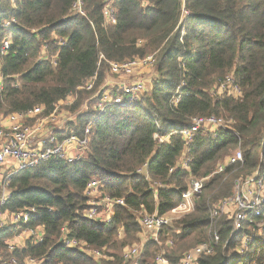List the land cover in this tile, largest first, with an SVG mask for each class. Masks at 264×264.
<instances>
[{"label":"trees","instance_id":"obj_1","mask_svg":"<svg viewBox=\"0 0 264 264\" xmlns=\"http://www.w3.org/2000/svg\"><path fill=\"white\" fill-rule=\"evenodd\" d=\"M74 1L0 0V46L5 38L10 41L0 52V117L38 105L49 115L69 95H79L76 109L83 95L99 90L109 63L149 52L155 53L157 77L138 104L109 105L94 121L95 112L87 109L75 123L69 121L66 127L79 136L91 126L84 157L72 163L49 159L11 177L3 209L33 207L35 213L24 225L0 230L1 260L15 257L24 264L32 256L42 264H155L164 250L167 264H180L186 251L212 237L211 205L230 197L234 180L251 174L261 157L264 161V0H81L84 15H70ZM108 3L112 25L103 13ZM10 19L15 23L1 26ZM226 76L240 95L213 93ZM92 77L91 91L79 88ZM93 95L88 106L95 103ZM208 115L231 120V129L216 137L202 130L190 144L171 134L193 117ZM57 134L62 139L66 132ZM155 134L168 137L159 141ZM186 146L190 162L176 166ZM238 147L242 161L216 172ZM144 165L148 178L137 172ZM207 176L194 209L176 220L178 231L164 227L158 243L145 242L138 260L123 258L124 248L140 239L138 214H166L191 179ZM93 179L100 181L103 195L123 201L113 207L109 223L84 217L90 206L84 191ZM231 223L226 215L216 219L220 241L198 264H221L225 252L238 246L241 236H231ZM39 226L41 242L27 238L23 247L10 250L8 240ZM63 236L99 250L101 258L65 247Z\"/></svg>","mask_w":264,"mask_h":264},{"label":"built area","instance_id":"obj_2","mask_svg":"<svg viewBox=\"0 0 264 264\" xmlns=\"http://www.w3.org/2000/svg\"><path fill=\"white\" fill-rule=\"evenodd\" d=\"M15 0H12L14 2ZM105 21L107 24H115L114 11L110 4L103 9ZM70 15H84L82 1L75 0ZM15 23L14 19L5 20L1 24L8 27ZM56 39V38H55ZM57 43L64 44V39L57 37ZM10 41L6 38L2 41L0 52L4 53L9 49ZM154 55H146L141 58H133L124 62L109 63V70L117 74L120 78L132 76L136 71L155 64ZM54 63V59L52 60ZM95 77H92L79 88L91 91ZM142 81L133 80L127 85L124 82L117 86L121 89L119 92L114 89L101 87L95 94V103L93 111L94 121L107 106L117 105L125 107L138 104L140 101ZM214 94H226L227 96H238L241 90L231 76H226L223 81L217 84L213 91ZM70 96V95H69ZM57 115V106L55 110L44 115L43 106H35L23 112H16L5 117H0V230L7 226L24 225L35 213V208L31 207L22 211L8 212L3 209L10 196V179L20 171L35 167L41 162L49 159H62L67 163H72L84 157L87 154V145L91 136V126H85L82 136L76 134L73 129L61 127L60 116ZM231 120L216 115L195 116L183 127H176L171 134L181 136L187 143L193 139L202 130L209 131L213 137L222 129H231ZM64 131L66 135L62 139L58 137L57 132ZM68 131V133H67ZM159 141L167 139L154 135ZM190 147L186 146L176 166L187 167L190 162ZM242 161V152L238 147L232 155L226 156L221 163L217 165L216 172H222L226 166L236 165ZM261 164L249 175L240 176L233 182L232 195L224 198L218 203L211 205L209 218L212 237L209 241L198 244L186 251L180 264H198V260L203 255L214 254L220 241V234L215 228L216 219L226 215L231 219V236L239 234L238 246L230 248L225 252V260L221 264H264V161L261 157ZM148 178L146 165L137 170ZM209 178L191 179L188 188L182 192L181 201L164 215L142 214L138 218V223L144 233L150 236L149 240L159 242V235L164 227H169L172 217L177 219L188 214L194 209L196 199L201 195L204 182ZM100 181L90 180L84 191L88 196L89 208L84 211V217L88 220L109 223L113 216V207L117 204H123L122 199H114L108 195H103L100 191ZM98 193V199L90 195ZM27 238L41 242L44 236L42 226L34 228H25L21 231ZM230 239V238H229ZM229 239L226 241L228 243ZM64 246L72 249H79L95 259L101 258V252L95 248L88 247L84 243H79L73 238L63 236L61 238ZM144 241L139 246L133 245L125 247L123 250L124 259H136L140 257L143 251ZM167 245L172 246V241H167ZM11 245V244H10ZM252 245L251 251L248 247ZM10 250L14 247L9 246ZM23 247V246H22ZM255 254H252L253 252ZM42 260L32 256L24 259V264H42ZM0 264H18L15 257L8 260H1ZM155 264H167V260L162 253L155 258Z\"/></svg>","mask_w":264,"mask_h":264},{"label":"rangeland","instance_id":"obj_3","mask_svg":"<svg viewBox=\"0 0 264 264\" xmlns=\"http://www.w3.org/2000/svg\"><path fill=\"white\" fill-rule=\"evenodd\" d=\"M142 43H144L143 40H141ZM149 55H154L155 53L153 52H149L148 53ZM155 57V56H154ZM156 70H155V64L152 65V66H149V67H146V68H143L142 70H138L136 71L132 76L128 77V79L126 78H120L117 74H113L109 68L107 67L106 69V72H105V80L104 82L102 83V85H100L97 89L95 90H98L100 89L101 87H104V88H110L111 90L114 89V90H117V92H119V90H121L117 85L119 83H122L124 82L125 85H127L130 81H133V80H140L142 81V89H143V92L141 93V95H139L140 97L142 95H147L149 92V89L154 81V79H156ZM84 92V91H83ZM97 92V91H96ZM87 93V92H86ZM92 93H89V95H83V100H82V103L79 105L78 108L74 109L73 106L77 103L78 101V97L79 95L77 96H73V95H70V96H67V98L64 100V101H59L58 104H57V115L60 116V123L59 125L61 127H66L67 124L70 122H74L76 121V116L81 113V112H84L86 111L87 109H90V110H93V106L94 104L92 103V106H88V103L91 102V99H92ZM87 96V97H86ZM77 97V98H76ZM93 98H94V95H93ZM74 100V101H73ZM95 100V98H94ZM73 102V103H72ZM91 104V103H90ZM74 109V110H73ZM57 116V117H58ZM222 117V116H220ZM235 152V150L232 152V154ZM242 152V151H241ZM98 193H94L92 195H90V200H91V197H95L98 199ZM88 197V196H87ZM140 216V214H138V217ZM172 219H171V222H170V226L169 228L175 230V231H178V228L176 226V220L177 218L175 216H171ZM122 235V233H121ZM122 238H124V236H121ZM162 235V234H161ZM160 235V236H161ZM140 237L139 241H134L133 245H137L139 246L140 243L144 242V241H148L150 239V236L147 234V233H144V231H142V233H140L139 235H137V237ZM159 236V237H160ZM163 236V235H162ZM163 238V237H162ZM27 240V236L25 234H23L22 232L17 235H15L14 237H12V239L8 240L7 243H9V246L12 245V247L14 248H21L24 244H25V241ZM11 244V245H10ZM132 243L128 246H131ZM192 246H195V245H192ZM192 246H189L185 249H188ZM166 247H163V249H165ZM6 251H9V248L6 246ZM185 249H183L182 251H184ZM2 251H4V249H2ZM165 253V251H161V253ZM140 257L136 258L135 260H138ZM133 260V261H135ZM151 263H153V259L150 260ZM124 263L125 264H130L132 262L130 261H125L124 260Z\"/></svg>","mask_w":264,"mask_h":264}]
</instances>
